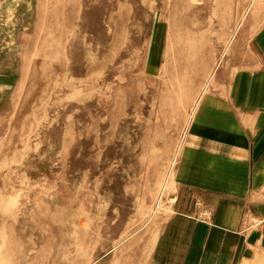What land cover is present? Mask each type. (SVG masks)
Instances as JSON below:
<instances>
[{
  "label": "rangeland",
  "instance_id": "1",
  "mask_svg": "<svg viewBox=\"0 0 264 264\" xmlns=\"http://www.w3.org/2000/svg\"><path fill=\"white\" fill-rule=\"evenodd\" d=\"M178 1L0 0V264H157L233 185L189 141L264 110V0Z\"/></svg>",
  "mask_w": 264,
  "mask_h": 264
},
{
  "label": "crops",
  "instance_id": "2",
  "mask_svg": "<svg viewBox=\"0 0 264 264\" xmlns=\"http://www.w3.org/2000/svg\"><path fill=\"white\" fill-rule=\"evenodd\" d=\"M258 35L253 48L262 56V65L252 74L264 77V32ZM254 81L264 86V78ZM213 119L218 128L210 135H200L195 130L205 128L193 126L188 151L204 152L205 168L219 174L209 181L223 178L233 185L211 186L203 220L186 213L171 217L170 238L163 236L161 252L152 256L157 264H264V110L244 113L243 126L235 133L229 121ZM219 161L236 166L238 172L223 175L212 168Z\"/></svg>",
  "mask_w": 264,
  "mask_h": 264
},
{
  "label": "bare ground",
  "instance_id": "3",
  "mask_svg": "<svg viewBox=\"0 0 264 264\" xmlns=\"http://www.w3.org/2000/svg\"><path fill=\"white\" fill-rule=\"evenodd\" d=\"M149 1V0H148ZM161 1H163V0H161ZM181 0H179L178 2H180ZM199 1V0H198ZM63 2H66V1H63ZM173 2V1H172ZM219 2V1H218ZM60 3V2H59ZM182 3V5L180 4V6L178 7V6H176V8H175V14L173 15V17L175 16V20H177V17L178 16H180V15H184L185 14V2H181ZM215 3V2H214ZM168 4V3H167ZM184 4V5H183ZM218 4V3H217ZM59 5V4H58ZM87 5V4H86ZM173 6V5H172ZM174 7H175V5H174ZM61 7H59V9H60ZM87 8V7H86ZM167 8V7H166ZM170 8V7H169ZM214 8H215V6H214ZM160 9V8H159ZM169 10V9H168ZM213 10V9H212ZM212 10H210V11H212ZM223 10V9H222ZM232 10V9H231ZM63 11V10H62ZM189 11V10H188ZM219 11V10H218ZM224 11V10H223ZM229 11V10H228ZM168 12V11H167ZM217 12V11H216ZM225 12H226V10H225ZM218 13V12H217ZM58 14H60V13H58ZM170 14V13H169ZM187 14V13H186ZM224 14H226V13H224ZM79 15V14H78ZM172 15V14H171ZM228 15V14H227ZM169 16V15H168ZM58 17H60V16H58ZM199 17V16H198ZM218 17V16H217ZM236 17V16H235ZM62 18V17H61ZM168 18H170V17H168ZM171 18H172V16H171ZM193 18H196V17H193ZM228 18H230V17H228ZM71 19H73V18H71ZM186 19V18H185ZM62 20V19H61ZM75 20V19H74ZM199 20V19H198ZM172 22V21H171ZM179 22V21H178ZM122 23V22H121ZM177 23V22H176ZM61 24V23H60ZM122 25V24H121ZM201 25V24H200ZM63 26V25H62ZM61 26V27H62ZM173 26V25H172ZM177 26V25H176ZM193 26V25H192ZM204 26V25H203ZM202 26V27H203ZM180 27H181V29L182 30H184L186 27L184 26V23L182 22V21H180ZM59 28V27H58ZM125 28V27H124ZM174 28V27H173ZM196 28H197V26H196ZM198 30V29H197ZM200 30V29H199ZM185 31H187V30H185ZM202 31V30H201ZM207 31V30H206ZM115 32H116V30H115ZM187 33V32H186ZM189 33V32H188ZM206 33V32H205ZM236 34V33H235ZM55 36V35H54ZM195 36V35H194ZM203 36H204V34H203ZM58 37V36H57ZM62 37V36H61ZM61 37H58V38H61ZM198 37V36H197ZM201 37V36H200ZM119 38V37H118ZM49 39V38H48ZM196 39V38H195ZM241 39V38H240ZM55 41V40H54ZM66 41V40H65ZM38 42V41H37ZM194 42V41H193ZM60 44H61V42H60ZM60 44H58V45H60ZM208 44V43H207ZM50 45V44H49ZM53 45V44H52ZM114 45V44H113ZM185 45V44H184ZM50 47V46H49ZM113 47V46H112ZM112 47H111V49H112ZM58 49H59V47H57ZM55 49V48H54ZM110 50V49H109ZM53 52V51H52ZM112 52V51H111ZM108 53H109V51H108ZM47 54V53H46ZM48 56V55H47ZM45 57V56H44ZM103 57V56H102ZM192 59H193V61L194 62H197L198 61V58H196V57H192ZM192 63L191 65H194L195 66V64L197 65V63ZM48 63V62H47ZM169 63V62H168ZM167 63V64H168ZM100 66V65H99ZM191 67V66H190ZM100 68V67H99ZM204 69V68H203ZM178 71V70H177ZM203 71V70H202ZM198 72V71H197ZM203 74V73H202ZM201 80V79H200ZM54 81H56V80H54ZM182 83V82H181ZM48 84V83H47ZM180 84V83H179ZM56 85V84H55ZM54 85V86H55ZM52 86H53V84H52ZM95 87V86H94ZM137 87H139V86H137ZM45 89V88H44ZM46 89H47V87H46ZM43 90V89H42ZM131 90V89H130ZM44 91V90H43ZM42 92V91H41ZM129 93H130V91H129ZM120 94V93H119ZM42 95V94H41ZM117 95V97H118V94H116ZM122 95V94H121ZM130 96H131V94H130ZM116 98V97H115ZM130 98V97H129ZM169 99H170V96L168 97ZM118 99V98H117ZM120 99H121V97H120ZM133 99V98H132ZM178 99V98H177ZM119 100V99H118ZM135 100V99H134ZM119 101H121V100H119ZM118 101V102H119ZM123 102H124V100H122ZM130 102V101H129ZM133 102V101H132ZM120 104H121V102H119ZM129 103H127V105H128ZM130 104H132V103H130ZM167 104V103H166ZM117 105V104H116ZM131 106V105H130ZM165 106V105H164ZM170 106V105H169ZM123 107H126V105L124 106L123 105ZM128 107V106H127ZM166 108V107H165ZM117 109V108H116ZM114 110V109H113ZM161 110H164V109H161ZM171 110H172V106H171ZM167 111V110H166ZM165 112V111H164ZM122 112H120V114H121ZM119 114V115H120ZM167 114V113H166ZM112 117V116H111ZM110 117V118H111ZM114 118V117H113ZM116 118V117H115ZM116 122V121H115ZM119 124V123H118ZM96 126H98V124H95ZM95 126V127H96ZM28 127V126H27ZM116 127H113V129H115ZM117 129V128H116ZM111 132V131H110ZM113 132V131H112ZM111 132V133H112ZM110 133V134H111ZM97 134V133H96ZM67 135H68V133H67ZM65 136H66V134H65ZM69 136V135H68ZM67 137V136H66ZM22 138V137H21ZM69 139H71V138H69ZM10 141H11V139H10ZM9 141V142H10ZM67 153H68V151H67ZM70 154V153H69ZM65 155V154H64ZM67 157V156H66ZM69 157V156H68ZM64 158V157H63ZM66 160V159H65ZM62 176V175H61ZM64 176V175H63ZM59 179V178H58ZM64 179H65V177H64ZM62 180H63V178H62ZM61 180V181H62ZM65 182V181H64ZM83 183V182H82ZM74 191H76V190H74ZM84 192V191H83ZM76 193V192H75ZM74 193V194H75ZM76 196V195H75ZM75 198V197H74ZM73 198V199H74ZM77 198V197H76ZM76 201V200H75ZM71 202V201H70ZM47 205V204H46ZM47 209V208H46Z\"/></svg>",
  "mask_w": 264,
  "mask_h": 264
}]
</instances>
